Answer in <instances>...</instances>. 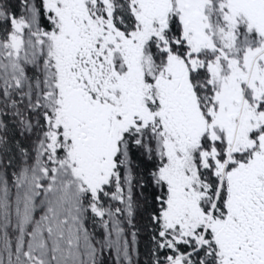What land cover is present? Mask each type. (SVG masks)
<instances>
[{"label":"snow or ice","instance_id":"obj_1","mask_svg":"<svg viewBox=\"0 0 264 264\" xmlns=\"http://www.w3.org/2000/svg\"><path fill=\"white\" fill-rule=\"evenodd\" d=\"M0 264H264V0H0Z\"/></svg>","mask_w":264,"mask_h":264}]
</instances>
